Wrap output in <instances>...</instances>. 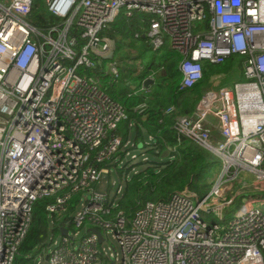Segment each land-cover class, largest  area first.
Wrapping results in <instances>:
<instances>
[{
	"label": "built area",
	"instance_id": "2783aa9c",
	"mask_svg": "<svg viewBox=\"0 0 264 264\" xmlns=\"http://www.w3.org/2000/svg\"><path fill=\"white\" fill-rule=\"evenodd\" d=\"M45 1L55 19L47 34L29 22L34 0H0V264H15L34 204L43 198L53 199L46 206L52 224L69 217L40 250L51 248L48 264H264V0ZM121 12L141 16L153 50L169 39L182 56L181 89L202 79L205 61L244 57L232 82L222 84L224 74L212 76L193 113L178 116L174 125L221 159L209 192L185 190L166 202L146 201L130 220L115 210L128 175L110 183L112 191L95 186L102 175L115 173L103 164L114 161L122 169L148 159L133 155L138 145L123 144L117 132L127 119L123 105L77 72L106 59L107 72L120 78L112 59L116 40L101 33ZM131 91L151 93L144 85ZM75 195L82 208L77 202L68 213ZM236 199L242 205L227 224L202 220L200 209L207 212L211 202L223 209ZM109 234L117 247L105 245Z\"/></svg>",
	"mask_w": 264,
	"mask_h": 264
},
{
	"label": "trees",
	"instance_id": "16d2710c",
	"mask_svg": "<svg viewBox=\"0 0 264 264\" xmlns=\"http://www.w3.org/2000/svg\"><path fill=\"white\" fill-rule=\"evenodd\" d=\"M143 17L147 18L146 15ZM28 19L44 34L49 31V20L55 21L45 0H34ZM147 28L148 25L141 21V16L135 15L130 18L121 12L117 19L102 31V35L116 40L117 48L112 59L121 56L125 66V69L120 68L121 75L117 81L107 72L106 59H96L94 68L84 65L77 68L80 75L97 80V85L101 89L123 105L127 119L121 121L117 128V132L123 138V144L133 140L136 145L142 144L147 148L146 154L149 158L146 161H139L122 169L114 161L103 164L115 169L120 179L127 175L130 177L124 182L123 193L115 209L123 210L128 220L132 219L135 212L149 200L166 202L174 193L186 189L202 196L201 194L210 184L208 169L219 158L203 145L181 136L174 127L176 118L193 113L212 76L228 74L225 81L228 84L234 80L236 71L243 69L244 61L241 55H232L221 64L205 61L202 79L192 87L181 89L183 76L179 64L182 56L171 48L168 40L160 49L155 50L153 60L146 61L142 64L143 67L140 63L139 72L135 73L130 69L132 59L140 60V51L150 46L146 42L147 37L143 36ZM136 33L139 34L138 37ZM74 35L82 46L84 44L82 30L76 29ZM137 39L142 41L141 44L136 45ZM133 49H137L136 53L132 51ZM120 52L121 54L118 55ZM134 55L136 57H133ZM149 76H154V83L150 86L151 93L148 97L143 93L134 94L131 91V84L135 82L141 87ZM143 102L146 106L140 112L137 106ZM171 106H174L175 110L167 113L166 110ZM149 137H152L153 142L149 144L150 146L144 143ZM173 148H176V151H173ZM126 150L127 148H121V158L125 156ZM112 189L113 187L109 185L108 190L112 191ZM78 199V195L73 196L68 213L74 210ZM52 200V198H43L34 204L32 222L20 246L15 264H32L27 256L36 249L46 248L49 236L58 235L60 226L69 218L66 214L62 220L55 218V223H51L52 219L48 215L46 206ZM110 201H114V197H111Z\"/></svg>",
	"mask_w": 264,
	"mask_h": 264
},
{
	"label": "rangeland",
	"instance_id": "374dc122",
	"mask_svg": "<svg viewBox=\"0 0 264 264\" xmlns=\"http://www.w3.org/2000/svg\"><path fill=\"white\" fill-rule=\"evenodd\" d=\"M166 40L169 41V39L167 37H166ZM149 45L150 46H146V49L140 51V53H139V57H141L140 60L135 61V59H132L129 67H130V69L133 72H135V73L136 72H139L140 69H141L140 67L141 66L143 67L142 64H145L146 61H148V60H153V55L155 54L156 51L152 49L150 43H149ZM120 54H121V52L118 53V55H120ZM116 60L119 63V68L124 67V64L122 63V60H121V56L120 57H117ZM140 63H141V66H140ZM162 73H163V71H162ZM237 75H238V73L236 71V75L234 76L233 79H235L237 77ZM225 76H226V79H227L228 74H225ZM151 77H154V76H151ZM226 79L224 81H222V84H224V82L226 81ZM153 83H154V78H153ZM138 87L139 86H137V83H135V82L131 84V90L137 89ZM1 116L8 118L6 115H1ZM185 116H187V115H185ZM148 143L149 144H152L153 143L152 142V139L149 138L146 141V144L147 145H149ZM146 151H147V148H144L142 144H139L137 146V148L135 149V151L133 152V155H136V156L139 155V156H141V154H144L147 157V159H148L149 158V155L146 154ZM221 167H222V161H221V159H217L216 162L212 166L209 167L207 174L211 178H213L220 171ZM118 182H119L118 173L115 170V173L114 172H111V174H109V175H107V174L102 175L100 181L95 186V190L96 191H99V192H104L105 190H107L108 185L110 183H115V186H116V184ZM209 190H210V187L208 185V187L204 190V192L201 195L204 196L205 194H207L209 192ZM236 190H237V185H234V191L236 192ZM232 196H233L232 193H228L227 194V198L228 199L229 198H232ZM193 200H194L195 204L198 203L197 197H193ZM81 202H82L81 200L78 201V209H81L82 208ZM241 205H242L241 201L240 200L237 201V199H236L235 202L233 203V205L231 207H225L223 209H217V208H215L214 203L211 202L210 203L211 209L208 210L207 212L205 210H203V209H200V215H201L202 220L205 221V222H207V223H209V224L225 225L229 221H231L232 219L235 218L236 212L240 208ZM255 207L256 208H261L258 205V203H255ZM103 232H104V230H103ZM109 244H113L116 247L118 246L117 241L112 237L111 234H109V241H107V243L105 245H109ZM52 246L53 245H51L50 247H52ZM50 249L51 248H49L48 251H43V252L40 251V250H34V251H32L30 253L31 254L30 262L32 264H37L40 259H43V261L45 262V264H48L47 261L45 260V257H46V253L49 252Z\"/></svg>",
	"mask_w": 264,
	"mask_h": 264
},
{
	"label": "water",
	"instance_id": "95a60500",
	"mask_svg": "<svg viewBox=\"0 0 264 264\" xmlns=\"http://www.w3.org/2000/svg\"><path fill=\"white\" fill-rule=\"evenodd\" d=\"M123 69H125V66L123 67ZM152 82H153V78L148 77V78H146L145 81H144V86H145V87H148ZM186 193H187V194H190L191 191H190L189 189H186ZM61 233H62V234H67V229L62 228V229H61ZM98 234H99L100 240L102 241V240H103V237H102L101 233L98 232ZM47 259H48V255H46V257H45V260H47Z\"/></svg>",
	"mask_w": 264,
	"mask_h": 264
},
{
	"label": "crops",
	"instance_id": "0c3cea01",
	"mask_svg": "<svg viewBox=\"0 0 264 264\" xmlns=\"http://www.w3.org/2000/svg\"><path fill=\"white\" fill-rule=\"evenodd\" d=\"M145 34H146V32L143 33V36H144V37H147ZM138 35H139V34L136 33V37H138ZM105 36H107V35H105ZM108 37H110V36H108ZM146 39H147L146 42H148V44H149V40H148V38H146ZM141 42H142L141 40H138V39H137V40H136V45L141 44ZM116 44H117V43H116ZM132 51H133L134 53H136L137 49H133ZM133 57H136V55H134ZM149 77H151V76H149ZM151 78H153V77H151ZM152 83H153V82H152ZM152 83H151V84H152ZM151 84H150L148 87H146V88H149V89L151 90V87H150ZM143 85H144V84H143Z\"/></svg>",
	"mask_w": 264,
	"mask_h": 264
},
{
	"label": "bare ground",
	"instance_id": "6f19581e",
	"mask_svg": "<svg viewBox=\"0 0 264 264\" xmlns=\"http://www.w3.org/2000/svg\"><path fill=\"white\" fill-rule=\"evenodd\" d=\"M65 0L62 1V3H64Z\"/></svg>",
	"mask_w": 264,
	"mask_h": 264
}]
</instances>
